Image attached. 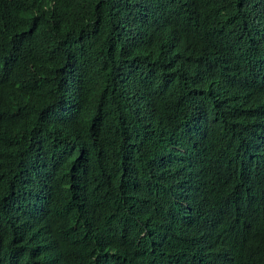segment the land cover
I'll list each match as a JSON object with an SVG mask.
<instances>
[{
	"label": "trees",
	"instance_id": "16d2710c",
	"mask_svg": "<svg viewBox=\"0 0 264 264\" xmlns=\"http://www.w3.org/2000/svg\"><path fill=\"white\" fill-rule=\"evenodd\" d=\"M211 255L264 264V0H0V264Z\"/></svg>",
	"mask_w": 264,
	"mask_h": 264
},
{
	"label": "clouds",
	"instance_id": "9594fccd",
	"mask_svg": "<svg viewBox=\"0 0 264 264\" xmlns=\"http://www.w3.org/2000/svg\"><path fill=\"white\" fill-rule=\"evenodd\" d=\"M246 173H244L243 171H240L237 179H236V193L239 190V186L243 181H246ZM197 264H225V259H222L220 257H216L214 258L213 255L207 257L206 259L200 260L199 263Z\"/></svg>",
	"mask_w": 264,
	"mask_h": 264
}]
</instances>
